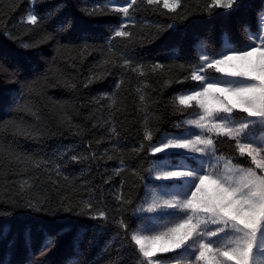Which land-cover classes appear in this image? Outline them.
Instances as JSON below:
<instances>
[{"label":"snow or ice","instance_id":"obj_1","mask_svg":"<svg viewBox=\"0 0 264 264\" xmlns=\"http://www.w3.org/2000/svg\"><path fill=\"white\" fill-rule=\"evenodd\" d=\"M38 2L30 0L19 21L26 26V34H34L29 40L12 33L6 23L7 13L0 10V35L20 49L34 50L55 41V54L43 73L21 82L18 69H4L10 76L7 82L21 86L7 108L11 115L0 120V204L5 205L0 208V219L25 209L52 218L65 214L95 222L88 243L99 247L96 256L81 259V243L88 229L76 228L73 254L64 264H264V7L256 13L255 30L251 24L241 25L242 41L234 40L225 29L219 47L212 48L201 40L194 59L175 55L162 62L137 60L126 50L136 43L160 39L193 15L211 17L217 10H232L239 0H203V6L198 3L195 8L188 0H128L125 4L105 0L78 5L89 18L119 15L120 23L111 27V35L103 44L93 43L87 36L78 43H61L57 36L68 31L71 21L41 32L46 19L67 5L57 4L52 12L41 16L35 10ZM11 7L15 10L16 5ZM161 8L171 23L147 25L151 29L147 35L132 30L138 23L137 12H159ZM117 38L125 50L113 43ZM94 52H99V58L82 75L81 66ZM69 68L74 71L69 72ZM129 74L136 77L133 91L138 97L137 108L143 112L141 139L129 149L138 163L129 164L118 145L111 153H97L92 140L87 141L86 152L66 147L58 153L65 163L117 159L112 173L121 179L109 193L111 204L102 196L97 198L93 189L88 190L92 194L87 197L61 195L53 202L46 191H40L39 173H46V179L58 185L52 173L63 175L62 165L22 151L18 141H38L64 132L83 138L96 128L108 134L96 139L97 145L106 138L118 140L117 114L127 112V96L122 90H126V83L131 84ZM114 75L113 90L87 102L99 105L84 117L91 122L90 127L79 123L80 108L87 107L78 103L81 89ZM186 83L191 86L178 89L165 104L173 115L183 117L172 125L177 131H161L163 113L153 107L160 96L151 93L162 94L174 84ZM56 88L72 93L74 98L47 95V89ZM105 110L106 117L96 115ZM10 176L17 178L8 179ZM128 176L133 179L129 181ZM73 229L74 225L65 224L54 236H46L40 255ZM10 231L11 225H0V237L6 238ZM103 237L107 238L101 244ZM25 239L30 247L29 233ZM110 249L115 255L105 257ZM0 264H12L10 253Z\"/></svg>","mask_w":264,"mask_h":264},{"label":"trees","instance_id":"obj_2","mask_svg":"<svg viewBox=\"0 0 264 264\" xmlns=\"http://www.w3.org/2000/svg\"><path fill=\"white\" fill-rule=\"evenodd\" d=\"M105 0H39L35 5V10L41 16L52 12L57 4L64 3L67 6L61 11L55 12L50 19L41 26L40 31H53L57 26L71 21V27L68 31L59 33L57 39L61 43L69 41L78 43L81 37L87 36L91 42L103 44L111 35V27L120 23L119 15H107L89 18L83 15L78 10V5L83 3L100 4ZM116 4H125L128 0H113ZM189 6L195 8L197 4L202 7L203 0H188ZM15 4V10H12L11 5ZM30 7V0H0V10L7 13L6 23L12 33L24 40H29L34 34H26L25 25L20 24V19ZM264 7V0H239L238 5L232 10H217L216 14L209 17L204 14L193 15L187 21L177 24L174 30L165 32L160 39L151 43H136L131 45L126 51L129 55L137 60L152 61L158 60L167 62L170 56L179 55L182 58H195L201 40L206 41L212 48H217L221 44V32L227 30L232 34V38L237 42L242 41L241 34L242 24H251L252 29H256V13ZM162 9L159 12L140 11L135 14L137 20L134 32H143L145 35L151 30L147 25L151 24H168L171 23L169 14ZM113 43L123 49V41L117 38ZM55 41L41 45L38 49L25 51L20 49L16 43L5 39L0 35V120L7 119L11 113L7 111L11 98L14 92L20 90V83H9V72L4 69H18V80L24 82L41 74L47 67V61L51 60L54 53ZM99 58V52H94L87 57V60L81 66V74L86 75L89 66ZM69 72L73 69H67ZM119 70H114L117 72ZM131 84L125 85L126 90H122V95L127 96L124 103L128 106L126 113H118V131L120 133L118 140L106 138L104 142L97 145L95 140L101 135L107 137V133L101 128L92 129L85 137H74L69 133L64 132L63 135H52L42 138L38 141L19 140L18 144L22 151L29 154L35 153L38 156L51 158L56 163L62 165L61 171L63 175L57 177L52 173L54 180L58 181V185L50 183L46 173L40 172L41 188L40 191H46L47 195L55 202L61 195H69L74 197H87L92 193L89 189H93L97 198L101 196L109 204L112 203L109 195L121 177H114L112 169L118 166V160H99L85 161L82 163H73L60 160L58 153L64 151L66 147L75 146L78 152L87 151V141L92 140V148L97 153H102L107 150L111 153L114 145H118L124 149V158L129 164L138 163V160L133 158V154L129 151L131 147L136 146L141 139L142 127L141 121L143 112L137 108L138 97L133 89L136 84V77L129 74ZM116 76L108 77L103 83L93 84L89 89H81V94L78 98L80 105H85L92 97H95L103 92H111L113 90ZM153 84L157 88L159 85ZM190 83L184 85L174 84L172 87L163 91V93L153 92L152 96H160L159 102L153 105L154 109H160L163 113V121L160 124L161 131L176 132L177 129L172 125L182 119L179 115H173L170 108H165V104L170 100L171 95L180 88L190 87ZM148 91H151L150 89ZM131 92V95L128 93ZM47 95L54 99H73V94L63 89H47ZM106 103L105 101L101 102ZM99 105L87 104V107H81V115L77 117V121L81 124L90 127L91 122L86 121L84 117L90 109L94 110ZM97 116H107V110L104 112H96ZM160 133H156L158 136ZM71 154V153H70ZM148 159H154L148 157ZM28 174H31V170ZM64 176H68L69 180H65ZM17 177L10 176L8 179H16ZM133 178L128 176V180ZM105 180H110V183H104ZM71 182V187L69 183ZM127 187V186H126ZM101 189L103 190L101 192ZM142 194V190H138ZM0 191V195H2ZM4 204H0V208H4ZM95 222L82 220L76 217L61 214L58 217L52 218L44 214H37L25 209H18L12 216L6 219H0V225H11V231L6 238L0 237V260H3L6 254L10 253L12 264H27L30 259L33 264H64L67 257L73 254L72 238L76 228H87V235L81 243V249L84 256L81 259H92L99 251V247L90 246L88 241L93 237L92 225ZM65 224L74 225L72 233L60 236L55 246L43 256L40 255V250L46 236L55 235ZM30 234V247L26 243L25 234ZM100 239L102 244L104 239ZM14 242L12 247L9 243ZM115 255L113 250L105 253V257Z\"/></svg>","mask_w":264,"mask_h":264},{"label":"rangeland","instance_id":"obj_3","mask_svg":"<svg viewBox=\"0 0 264 264\" xmlns=\"http://www.w3.org/2000/svg\"><path fill=\"white\" fill-rule=\"evenodd\" d=\"M155 183H159V182H155Z\"/></svg>","mask_w":264,"mask_h":264}]
</instances>
